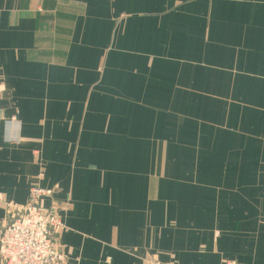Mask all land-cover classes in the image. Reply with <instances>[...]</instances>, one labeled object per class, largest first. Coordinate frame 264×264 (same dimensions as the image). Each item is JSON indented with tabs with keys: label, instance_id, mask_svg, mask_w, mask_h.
I'll list each match as a JSON object with an SVG mask.
<instances>
[{
	"label": "crops",
	"instance_id": "obj_1",
	"mask_svg": "<svg viewBox=\"0 0 264 264\" xmlns=\"http://www.w3.org/2000/svg\"><path fill=\"white\" fill-rule=\"evenodd\" d=\"M43 182L68 264H264V0H0V221Z\"/></svg>",
	"mask_w": 264,
	"mask_h": 264
},
{
	"label": "built area",
	"instance_id": "obj_2",
	"mask_svg": "<svg viewBox=\"0 0 264 264\" xmlns=\"http://www.w3.org/2000/svg\"><path fill=\"white\" fill-rule=\"evenodd\" d=\"M54 23L60 29L71 26V20L58 15ZM4 119L2 116L1 120ZM50 193L45 182L39 183L30 189L27 203L10 205V220L0 221L2 264H68V258L57 243V237L67 229L66 220L41 205ZM216 211L219 216L230 215L229 204L218 203ZM106 263L111 264L112 259H106Z\"/></svg>",
	"mask_w": 264,
	"mask_h": 264
},
{
	"label": "rangeland",
	"instance_id": "obj_3",
	"mask_svg": "<svg viewBox=\"0 0 264 264\" xmlns=\"http://www.w3.org/2000/svg\"><path fill=\"white\" fill-rule=\"evenodd\" d=\"M2 203L4 204V202L2 201ZM5 206L7 207L8 211L11 210V206L10 205H15V204H12V203H8V202H5Z\"/></svg>",
	"mask_w": 264,
	"mask_h": 264
}]
</instances>
